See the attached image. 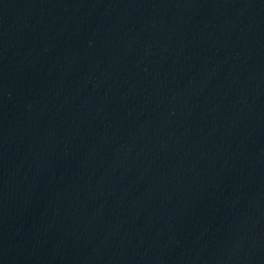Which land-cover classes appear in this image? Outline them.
<instances>
[{
	"label": "water",
	"instance_id": "obj_1",
	"mask_svg": "<svg viewBox=\"0 0 264 264\" xmlns=\"http://www.w3.org/2000/svg\"><path fill=\"white\" fill-rule=\"evenodd\" d=\"M0 264H264V0H0Z\"/></svg>",
	"mask_w": 264,
	"mask_h": 264
}]
</instances>
